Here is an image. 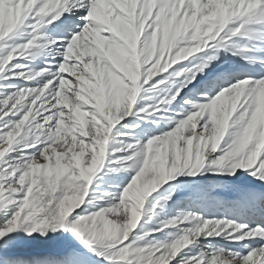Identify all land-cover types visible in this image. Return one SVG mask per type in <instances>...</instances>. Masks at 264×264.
Returning a JSON list of instances; mask_svg holds the SVG:
<instances>
[{
	"label": "snow or ice",
	"instance_id": "6c2138e0",
	"mask_svg": "<svg viewBox=\"0 0 264 264\" xmlns=\"http://www.w3.org/2000/svg\"><path fill=\"white\" fill-rule=\"evenodd\" d=\"M0 3L4 5L6 21L9 15L12 18L11 23L4 25L6 34L0 36V49L9 48L0 57V74H4L0 79L8 78L14 85L12 77H16L35 81L36 85L16 88L0 98V151L3 152L0 160L7 159L6 166L0 165V264H85L80 259L84 254L104 264H136L137 261L264 264V243H261L264 227L260 225L250 228L231 219L208 220L194 212H182L159 228L130 236L141 220L146 198L175 175L184 174L185 170L187 175L200 171L206 148L210 147L207 157L216 165L212 171L231 177L243 171L264 184V121L259 118L264 75L240 78L238 70L225 67L221 61L222 53L230 54L255 66L257 61L250 55L252 48L248 42L258 38L257 46L264 47L261 43L264 32L256 27L264 26V0H235L226 16H209V0H0ZM233 20L237 22L230 24ZM27 30L31 33L27 39L9 45L13 37ZM89 30L98 31L105 39L93 43L85 35ZM155 37L160 39H157L155 54L149 59L148 45ZM74 38L81 41V48L86 45L85 51L92 49V53L81 56L79 50L74 52ZM41 40L44 42L39 43ZM130 45L143 53L141 60H147L140 69L131 103L120 98L122 90L132 83L125 75L132 60ZM33 48L37 50L35 54L29 52ZM194 53L199 55L193 57ZM177 54L180 57L177 62L193 58L187 64L175 62L166 66L165 60ZM33 55L45 59L42 67L24 66L23 72L14 71L21 68L19 63H13L17 57L27 59ZM158 60V67L162 69L158 73L171 68L172 74L181 76L178 69L187 71L188 75L177 81L174 94L163 103L175 101L182 111H185L183 104H190L191 114L180 119L173 130L151 136L143 143H128L127 148L132 151L124 153L119 162L122 170L131 169L135 174L123 187L122 195L100 197L105 201L103 205L90 203L86 200L89 185L104 164L110 134L133 109L141 84L145 82L142 77H156L151 81L153 85L165 79L157 73L145 75ZM259 63L264 69V59ZM65 64L73 72L62 71L61 66ZM62 81L70 84L62 87ZM179 89H183V94ZM217 90L218 94L212 98L211 93ZM30 95L32 99L22 103ZM64 96L69 102L64 101ZM201 98L209 102L197 103ZM118 99L121 100L119 119L112 124L103 147L96 146L94 140L100 124L108 123L101 109L105 114L109 110L115 112L113 105ZM14 110H19L22 118L5 121L10 112L15 115ZM231 124L239 128L233 140L217 152ZM129 126L138 127L133 121L120 124L121 128ZM39 129H45L47 142L36 152L28 153L27 162L23 152L6 157L14 150L19 151L14 145L22 134ZM142 132L149 135L147 129ZM81 142L87 146L85 161L93 158L92 148L104 154L88 179L71 166L73 152L81 150ZM57 153L63 154L68 167L55 166ZM9 176L12 178L5 180ZM154 176H159L155 182ZM145 183L150 187L137 199L136 194ZM165 199H172L171 192ZM133 202L135 208L130 215L127 206ZM189 220L198 223L194 228L189 227L186 234L147 248L136 244L146 236ZM49 230L70 233L83 252L74 248L55 254L22 255L15 251L20 232L24 233V240H52ZM202 234L203 241L222 234L226 240L259 239L253 240L255 247L245 244L247 251L241 253L204 243ZM185 248L188 250L182 252Z\"/></svg>",
	"mask_w": 264,
	"mask_h": 264
},
{
	"label": "rangeland",
	"instance_id": "374dc122",
	"mask_svg": "<svg viewBox=\"0 0 264 264\" xmlns=\"http://www.w3.org/2000/svg\"><path fill=\"white\" fill-rule=\"evenodd\" d=\"M217 1L209 0L208 7L210 11L208 15L211 16L213 13L214 16H216L217 12L218 13L224 12L223 16H226L228 10L231 8L230 7L231 2L226 4L223 3V1L222 2H220L219 0ZM232 2L234 3L235 0ZM150 6L151 5L149 4L148 7ZM4 16H5L4 5L0 3V36L6 34L4 31V25L6 22L11 23V19H12L11 15H9V18L6 21V18H3ZM44 19L46 21L47 17H45ZM53 22L55 23V21ZM234 22L236 23L237 21L235 20L230 21L231 24H233ZM47 27L51 29V24H48ZM262 27L264 28V26ZM37 31H42V29ZM147 31L148 30L146 29V32ZM30 34H31L30 30L21 31V33L18 36L13 37V39L8 43L9 45L22 43L25 39L29 37ZM85 35L86 37L90 36L92 38L93 43L105 39L103 37H100L98 31L96 30H89V32L86 33ZM155 39L156 37L154 38V40ZM152 41L153 39L150 41L148 45V51L150 53L148 57L149 59L151 58V55H154L156 52V49H154V47L151 46ZM43 42H44L43 40L39 41V43H43ZM250 42L251 44L249 45L253 49L254 44L252 43L255 42L249 41L248 43ZM80 44L81 41L79 39H76L74 52L76 50H79L81 52V56L92 53L93 51L92 49H88L87 51H85V48H87V46L85 45V48H81ZM130 48L132 52V60H131V64L127 66L125 75L128 77L129 80L132 81V83L130 86L122 90V92L120 93V98L126 99L131 103L132 98L134 97L136 89L138 87V82L141 75L140 69L143 67V63L147 62V60H141V56L143 55V53H138L135 47L130 45ZM8 50L9 48L7 47L5 49H0V57L6 55ZM36 51H37L36 48L29 50V52L32 54H35ZM196 55L199 54L194 53L193 57H195ZM193 57H188L184 61L177 62L178 60L177 58L179 57L170 56L168 57V59L165 60V65L170 66L171 63H175V62H177V64H182V63L187 64L188 59H192ZM231 58L233 60L235 59L236 60L232 61ZM161 59H164L163 53H161ZM230 59L232 62H236V63H238L237 62L238 60L239 62L244 61L240 59V57L238 56L232 57L230 54L228 56H225L223 53L221 54V60L224 62L225 67H229L228 63ZM44 62L45 59L43 57L36 58L34 55L27 59L17 57L16 61H14L13 63H19L21 65V68L14 69V71L16 73L23 72L24 66L35 67V68L42 67ZM159 64L160 61L158 60L157 63L154 64L152 68L149 69L148 73L145 75L150 76L157 73V76L165 77L164 81L163 82L157 81V83L153 85L151 81L155 80L156 77H152L151 79L147 77H142V80L145 82L141 84V89L140 92L137 94V99L136 102L133 104V109L130 111V105H129V111H130L129 116L124 118V120L120 122V124H123L125 121H133L135 125H138V127L129 126L126 128H121L120 124H117L113 128V133L110 134L109 143L106 147L104 164L100 166V170L93 177V183L89 185V195L88 197H86V200L90 201V203L103 205L105 201L100 199V197L122 195L123 187H125L130 182L131 178L135 174V172L131 169L127 171L122 170V165L119 162L123 159L124 153H128L132 151L131 149L127 148L128 143L137 144L138 141L143 143L146 142V140L151 136L163 134L164 132L173 130L177 126L180 119H184L186 118L187 114H191L190 104L187 103L183 104L182 107L185 111H182L181 106L177 105L175 101L172 104L163 103L165 100L169 99L171 95L174 94L173 89L177 88V81L181 79V76L188 75L187 71L184 69H178V71H180L181 73V76H176L172 74L171 68L166 69L164 73H158L159 71L162 70L160 67H158ZM256 65L257 67H261L258 64ZM96 67L99 68L100 67L99 64H97ZM172 67L175 68L176 65H173ZM61 70L73 72V68L67 66L66 64L61 66ZM3 75L4 74H0V76ZM24 75L26 76V72L24 73ZM243 75L244 74L242 73L240 75L241 76L240 78H243ZM254 77L258 78V76H254ZM40 79L43 78L41 77ZM12 80L15 81L14 85L8 78L0 79V98H4L7 95L11 94L16 88H22L26 86L27 87L36 86L35 81L30 82L27 81L26 79H18L16 77H12ZM65 84H70V82L62 81V87ZM219 90L211 93L212 98H214V96L218 94ZM179 91L181 92V94H183V89H179ZM31 99H32L31 95L27 96L25 98V101L22 103L26 104ZM63 99L66 103L69 102L67 96H64ZM261 100L262 103L259 112V118L261 121H264V89H261ZM120 103H121L120 99L114 102L113 107L116 109L115 112L109 110L107 114H105L101 109V114L104 115V118L108 123L100 124V129L97 131V137L94 140V144L96 146H99L101 148L103 147L107 139V133L110 132L112 124L118 121L119 112H120ZM196 111H199V109H196ZM14 112L15 115H13V113L10 112L9 116L5 117V121L22 118L20 116L19 110H14ZM39 119H40L39 117H36V121H39ZM238 128L239 125L231 124V126L229 127V129L225 134V137L221 141V146L218 147L217 152H220L221 148L226 147L233 140L234 135L232 134H234L238 130ZM144 129L149 130V135H146L145 138L140 139V137L143 135L142 130ZM72 131H75V129H73ZM44 133H45V129H39V130H33L27 133L26 135L22 134V136L17 139V142L14 145V149H19V151L14 150L9 154H6V157L19 156L21 152H23L25 153L24 156L25 162H27L28 153H34L38 148H41L46 144L47 137L45 136ZM101 133H103V135ZM227 133L228 135L231 133V135H229L228 137ZM226 137H228L229 142L228 141L223 142ZM73 145L75 146V137H73ZM81 145L82 147L79 152H73L71 166L79 170L81 177L88 179V177L94 172L97 166L100 165L104 154L102 151H96L95 148H92L91 150L93 151V158L89 161H85L83 156H84L85 148L87 146H83L82 142ZM209 150L210 147L205 149V160H204V165L201 168L202 169L201 171L197 172L195 175L192 176V175H187V171L185 170L184 174L175 175L173 179L166 181L155 192L151 193L149 197L146 198L145 204L141 210V220L138 222L137 228L133 230V233H130V236H132L133 234L143 235L145 232H147L150 229L159 228L167 219L176 217L182 212L183 213L194 212L195 215L208 220L231 219L234 220L237 224H246V225L249 224L248 226L250 228H253L256 225H260L261 227H264V215H263L264 209L260 211V213L263 212L262 215H260V219L262 220V222L258 224H250L246 222V219L244 218L245 216H243L244 204L245 206L247 204V206L250 207L251 205L253 207L254 203L252 202H254L255 200L258 201L260 200V203H264V184L254 179L249 180L250 179L249 177L251 176H248V174L243 171L239 172L236 177L222 176L220 173L212 171L211 169H215L216 165L212 164V162L207 157V152ZM2 156H3V152L0 151V157ZM110 157L112 159H110ZM127 163L128 162L125 160L124 165H127ZM0 165L6 166L7 159L0 160ZM55 166L57 168H66L69 166V164L64 160L63 154L60 153L56 154ZM157 177L158 176H154L153 181ZM11 178L12 176L5 177V180H9ZM254 181H256V183L252 184ZM149 187H150L149 183H145L142 186H140L139 191L136 194V198L138 199L139 196L143 195V193ZM170 192L172 194V199L166 200L165 197H167L170 194ZM191 196L193 198H190ZM203 198L206 200L205 202L207 204L210 203L211 208L216 207L221 209V207L224 206V210H226L225 213L212 216L208 209L201 210L196 205L191 203L185 206V204H187L185 202L186 199L188 200L190 199V201L193 200L197 201ZM238 205L240 206V208ZM127 208L129 214L131 215V212L135 208V203L133 202L129 204ZM238 208L240 209V211ZM197 223H198L197 221H193V220L183 221L181 224L177 226H170L164 229L163 232L158 231L150 236H146L144 239L137 241L136 244L139 247L147 248L148 246H155L158 242L161 241H170L171 239L176 238L180 234H186L187 229L189 227L194 228ZM205 232H207V229H205ZM33 235H39V233H35ZM48 235L50 237H53V239L48 240L45 238H41L38 241H33L31 239L24 240L23 238L24 233L20 232V239L17 242V247L15 251L22 255L55 254L74 248L78 249L80 252H83L81 246L76 242V240L72 238L70 233L64 232L63 230H58L57 232L53 233L49 230ZM254 239H259V238L258 237L250 238L245 241H234V240L224 239L222 234L219 237H209L207 241H203V234L201 237V240L204 243H211L218 245L220 247L231 248L234 251H239L241 253H246L247 251V249L244 247L245 244H251L253 247L256 246L253 243ZM125 243H127V241H125ZM261 243H264V240H262ZM187 250L188 249L185 248L182 249L181 251L184 252ZM80 259L83 260L85 264H104V261L97 260L94 256H91L90 254H84L82 257H80ZM136 264H146V261H137Z\"/></svg>",
	"mask_w": 264,
	"mask_h": 264
},
{
	"label": "bare ground",
	"instance_id": "6f19581e",
	"mask_svg": "<svg viewBox=\"0 0 264 264\" xmlns=\"http://www.w3.org/2000/svg\"><path fill=\"white\" fill-rule=\"evenodd\" d=\"M215 1H217V0H215ZM220 2H222L223 1V3H229V2H231V4H230V7H232L233 6V2L232 1H234V0H219ZM218 2V1H217ZM221 9V8H220ZM224 9V8H223ZM223 9H222V11H223ZM217 14H219L220 16H223V14H224V12L222 13H218L217 12ZM2 15V14H1ZM216 15V14H215ZM211 16H214V14L212 13V15ZM3 18H5V16L3 17ZM8 18H9V16H8ZM7 18V19H8ZM235 23V22H234ZM233 23V24H234ZM231 24V23H230ZM256 27H258V28H260L261 29V31L262 32H264V28L262 27V26H256ZM157 39H160V37H156V39L154 40L153 39V41L151 42V46L152 47H154V49H156V47H157ZM257 39L258 38H254L253 40H251V41H254L255 43H252V44H254L253 45V49H252V51H251V57L253 58V59H255L256 61H257V63L256 64H258V65H260V63H259V60H261V59H264V47H260V46H257ZM261 43H264V42H261ZM249 44H251V42L249 43ZM178 55V54H177ZM170 57V56H169ZM176 57H179V55L178 56H176ZM230 57V56H229ZM180 58V57H179ZM179 58H177V59H179ZM227 59V58H226ZM225 59V60H226ZM232 59V58H231ZM231 59H230V61H229V67H232V68H234V69H236V70H238L239 72H240V74H244V75H250V76H261V75H264V69H262L261 67H257V65L255 64V66H249L245 61H242V62H239V60L237 61L238 63H236V62H232V61H235V60H233L232 59V61H231ZM222 61V60H221ZM227 61V60H226ZM241 61V60H240ZM261 66V65H260ZM241 77V76H240ZM220 90H222V89H220ZM197 102H199V103H203V102H208L207 100H205V99H203V98H201L200 100H198ZM231 129V128H230ZM232 133V132H231ZM231 133L229 134V135H231ZM227 135H228V133H227ZM229 135H228V137H229ZM232 135H234V134H232ZM145 136L146 135H142L141 137H140V139H143V138H145ZM228 137H226L225 138V140L223 141V142H229V139H228ZM234 137V136H233ZM202 169H200V171H201ZM186 171H188V170H186ZM199 172V171H198ZM240 172H242V171H240ZM239 173V172H238ZM243 174V173H242ZM185 176H187V175H185ZM193 176V175H192ZM249 176V175H248ZM247 176V177H248ZM250 179L249 180H252V179H254V178H251V177H249ZM159 179V176L157 177V178H155V180L153 181V182H155L156 180H158ZM255 180V179H254ZM256 181H258V180H256ZM256 181H254L252 184H255L256 183ZM252 182V181H251ZM250 182V183H251ZM258 191H259V189H258ZM188 193V192H187ZM186 193V194H187ZM257 193V192H256ZM190 194V193H189ZM198 195V194H197ZM184 197V196H183ZM190 198H193L192 196L190 197ZM256 199H257V196H256ZM206 200L203 198V199H199V200H193V201H190V199L188 200V199H186L185 200V202L187 203V204H185V206H187V205H189L190 203L191 204H194V205H196L199 209H203V210H205V209H208L209 210V212L211 213V215L212 216H214V215H220V214H223V213H225V211L226 210H224V206L223 207H221V209H219V208H211V206H210V203H206L205 202ZM240 203V202H239ZM246 203V202H245ZM252 203H254V205H253V207L250 205V207L249 206H247V204H246V206H245V204H244V211H243V216H245L244 218L246 219V222H248V223H250V224H258V223H260V222H262V220L260 219V215H262V213H260V211L261 210H263L264 209V203H260V200L258 201V200H255L254 202H252ZM238 204V203H237ZM242 204V203H241ZM240 205V204H239ZM238 205V206H239ZM181 208H182V206H181ZM211 208V209H210ZM239 208H240V206H239ZM238 208V209H239ZM243 209V208H242ZM241 209V210H242ZM239 211H240V209H239ZM240 213V212H239ZM241 213H242V211H241ZM241 215V214H240ZM264 215V214H263ZM242 216V217H243ZM238 217H240V216H238ZM244 219V220H245ZM249 225V224H248Z\"/></svg>",
	"mask_w": 264,
	"mask_h": 264
}]
</instances>
